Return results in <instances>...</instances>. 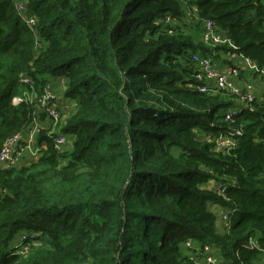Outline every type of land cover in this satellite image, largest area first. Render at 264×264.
Masks as SVG:
<instances>
[{
    "label": "trees",
    "instance_id": "1",
    "mask_svg": "<svg viewBox=\"0 0 264 264\" xmlns=\"http://www.w3.org/2000/svg\"><path fill=\"white\" fill-rule=\"evenodd\" d=\"M187 4L195 29L211 20L232 46L210 48L179 25L169 34L168 15L190 24ZM23 9L0 0V149L36 109L14 96L58 78L74 111L41 126L32 162L0 169V264H201L206 247L227 264H264V103L249 111L225 91L199 92L193 58L231 51L264 66L262 0H24ZM21 15L35 19L34 33ZM58 136L68 151L55 148ZM226 136L236 145L219 151L212 139ZM210 205L229 215L222 232ZM21 233L34 244L16 255Z\"/></svg>",
    "mask_w": 264,
    "mask_h": 264
},
{
    "label": "built area",
    "instance_id": "2",
    "mask_svg": "<svg viewBox=\"0 0 264 264\" xmlns=\"http://www.w3.org/2000/svg\"><path fill=\"white\" fill-rule=\"evenodd\" d=\"M23 1L24 0H14L18 12H23ZM185 18L190 22H196L200 20L198 18V11L195 6L189 7L185 5ZM21 14V13H20ZM23 23L26 25L27 29L34 33V27L36 21L33 17H28L27 15H21ZM178 24V21L172 16L168 15L164 19V25L168 27V33L172 34V27ZM201 42L210 47L217 48L223 45L229 47L232 46L231 40L219 31L214 22L211 20H201ZM225 58L234 65V67L229 66L227 69V74H222L215 66L214 61L210 57L201 58L199 55H195L194 63L197 67L196 73L194 74V79L197 81V90L201 93L214 94L215 91H225L232 97L236 98V101L241 105V109H248L252 111L254 109L253 104L256 101L254 93V83L258 78H263L264 80V66L257 65V63L249 58H241L236 53L231 51H226ZM245 76V80L235 83L229 79V77H236L240 79L241 74ZM22 84L29 86L33 89L32 81L27 77L21 78ZM50 85L48 84L40 94L34 91L22 92L20 95L14 96L11 100V104L16 106L20 103H29L35 105V111L32 117V122L30 127L20 133L14 134L8 138L2 148L0 149V169L6 167L15 166L14 162L16 160L15 155H19L20 151L31 152L29 153L34 157L39 155V149L35 146L36 136L42 129V124L39 121L40 114H45V119L49 120L50 123L55 127V125L61 119L60 111L58 109V102L55 95L52 93ZM261 103V102H260ZM236 111H230L225 115V120L229 119L232 114ZM216 148L219 151L224 152L225 150H230L235 147L236 143L231 139V137H220L217 138ZM66 141L65 136H58L55 139V148L58 151H63V144ZM211 188L218 191V195L225 198L223 191L219 184H211ZM224 214L225 225L229 220V215ZM28 235L21 233L15 239L12 246V251L16 255L24 254L31 249L33 242L27 241ZM186 247L191 249L192 252L195 250L194 244L187 242ZM209 248H204L202 252V257L199 260L201 264H215V262L205 260V254ZM190 259L196 261L195 255L191 253ZM222 264H227L222 261Z\"/></svg>",
    "mask_w": 264,
    "mask_h": 264
},
{
    "label": "crops",
    "instance_id": "3",
    "mask_svg": "<svg viewBox=\"0 0 264 264\" xmlns=\"http://www.w3.org/2000/svg\"><path fill=\"white\" fill-rule=\"evenodd\" d=\"M199 36L200 35H198L196 38H193L194 41H197V42L199 41L200 42L201 39H199ZM191 38H192V36H191ZM222 54H223L222 52H216V53L213 52L212 53V56L214 58L212 60L214 61L215 66H227V68L229 66L234 67V65L232 63H230V61L227 60ZM220 72L222 74H227V69H225L224 71H220ZM229 79L231 81L235 82V83H238L239 81L241 82V81L245 80L246 78H245V76L242 73L241 76H240V79L239 78H236V77H229ZM49 85L51 87V90L59 96V98H58L59 101L57 100V102H58V109L59 110H63L64 109V112H66L65 113V117L69 116L70 113L72 111H74V102L69 103V101H66L67 99L64 97V92H65L64 89H65V87L63 86V81L61 79H58V78L57 79H52V80H50ZM254 93H255L256 102L264 103V80H263L262 77L261 78H258L255 81V83H254ZM24 156H25L24 157V162L25 163L22 164V165L29 164L30 162L33 161L32 160V156L30 154L29 155H26L25 154ZM20 166H21V164H20ZM215 210H216V212L215 211H212V209H211V211L213 213L215 212V215L218 218L219 217V214H221L222 211L217 206H216V209ZM216 222H217V220H216ZM213 250L215 251V253H218V250L217 249H213Z\"/></svg>",
    "mask_w": 264,
    "mask_h": 264
},
{
    "label": "rangeland",
    "instance_id": "4",
    "mask_svg": "<svg viewBox=\"0 0 264 264\" xmlns=\"http://www.w3.org/2000/svg\"><path fill=\"white\" fill-rule=\"evenodd\" d=\"M180 2H183V0H179ZM262 2L264 3V0H262ZM188 5V4H187ZM189 5H191V4H189ZM189 23H190V21H189ZM192 23H190L189 25L185 22V21H182L181 23L178 21V24H175L173 27H176L177 25H179V27H180V29H182V31L183 32H185V33H187V35H190V36H192V39L193 38H196L198 35H200L199 36V39H201V29H200V26H199V28L197 27V29L195 30V26L196 25H194V24H192ZM172 27V28H173ZM173 30V29H172ZM197 55V54H196ZM224 57H225V54H222ZM210 58L211 59H214L213 58V56L211 55L210 56ZM216 68L219 70V71H224L225 69H228L227 68V66H216ZM54 95H55V97H56V99H58L59 98V96L56 94V93H54V92H52ZM66 101H69V103H72L73 101L72 100H69V99H67ZM62 120V118L59 120V123H60V121ZM39 121H40V123L42 124V126H46V125H51L52 126V124L50 123V121L49 120H46L45 118L44 119H41L40 117H39ZM53 127V126H52ZM67 138H69V137H67ZM66 138V141H65V143L62 145L63 146V151H68L69 150V148H71L72 147V141L71 140H68ZM70 139V138H69ZM212 140H214V141H212V142H214L215 144L214 145H216V142H218V139H212ZM66 146V147H65ZM66 148V149H65ZM29 153H31L29 150H28V152H25V151H20V154L19 155H15V158H16V160H15V162H14V164H15V166H20V164L22 165V164H24L25 162H24V155L26 154V155H29ZM34 159V156L32 155V160ZM209 208H210V210L212 209V211H215L216 212V206H214V205H210L209 206ZM215 212H214V214H215ZM216 220H217V222H216V226L221 230V232H222V230H224L225 228H226V225H225V220H224V214L223 213H221V214H219V217L217 218V216H216ZM219 230V231H220ZM34 241H36V240H34ZM187 242H190V243H192V244H194V245H196V243L195 242H192V241H187ZM187 242L185 243V245L187 244ZM264 259V258H263ZM205 260L207 261V262H209V261H212V262H215V264H222V256L220 255V252H218V253H215V251L213 250V249H209L208 251H207V253L205 254ZM259 264H262L261 262H259Z\"/></svg>",
    "mask_w": 264,
    "mask_h": 264
}]
</instances>
